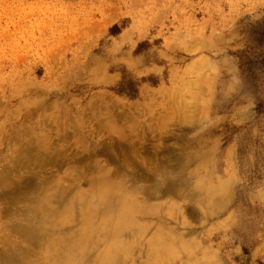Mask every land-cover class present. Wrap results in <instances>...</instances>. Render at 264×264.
<instances>
[{
	"label": "rangeland",
	"instance_id": "374dc122",
	"mask_svg": "<svg viewBox=\"0 0 264 264\" xmlns=\"http://www.w3.org/2000/svg\"><path fill=\"white\" fill-rule=\"evenodd\" d=\"M0 225L70 264H264V0H0Z\"/></svg>",
	"mask_w": 264,
	"mask_h": 264
},
{
	"label": "bare ground",
	"instance_id": "6f19581e",
	"mask_svg": "<svg viewBox=\"0 0 264 264\" xmlns=\"http://www.w3.org/2000/svg\"><path fill=\"white\" fill-rule=\"evenodd\" d=\"M48 217H50V216H48ZM38 218H40V217H38ZM54 218H57V217H54ZM2 224H4V223H2ZM14 225H16V224H14ZM63 225H62V229L66 230L67 228H69L68 225H64V226ZM19 227H17V229H16V227H11V226H9V228L8 227H6V228H8L9 231H11L10 230L11 228L14 231H15V229L18 232L20 231V233H23V236L21 235L22 238L26 239L25 236H24V235H27L26 231L23 232V230H22L23 227H21V226H19ZM3 229H5V228H3ZM42 229L43 228L40 227V230H42ZM0 230L2 231V229H0ZM44 230L47 232L46 229H44ZM45 231H44V233H45ZM1 235H2V233H1ZM42 235H44L43 237H45V238H42L41 237ZM42 235L37 234L36 238L33 236V238H31L30 240H27V243L29 245H25V249H23V247H19V246L15 247V246H13V240H11V238H8V237L7 238H0V264H7L6 263V259L4 257H6V256H10L11 257V255H12V254H10V255L9 254L8 255L5 254V253L8 252V251H6L5 246L6 247L9 246L8 248L12 249V252L15 253V255L18 256L20 260L23 257L21 264H70V249H68L69 245L68 244H61V245H63V249H61L62 247L61 248H59L60 246L58 247V245L60 244L59 241L54 240V239L50 241L49 240V238H51L50 235L48 234V237L45 236V235H47V233L42 234ZM44 249H47V250L50 249V252H47V253L44 254ZM49 253H52V256H50ZM12 256L13 257L11 259H13V258L16 259V257L14 255H12ZM15 259H13V260H15Z\"/></svg>",
	"mask_w": 264,
	"mask_h": 264
}]
</instances>
